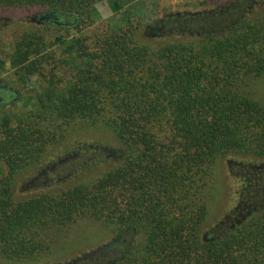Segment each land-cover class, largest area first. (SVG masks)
<instances>
[{"label": "trees", "instance_id": "16d2710c", "mask_svg": "<svg viewBox=\"0 0 264 264\" xmlns=\"http://www.w3.org/2000/svg\"><path fill=\"white\" fill-rule=\"evenodd\" d=\"M99 1L0 0L4 11L72 19L20 34L9 60L0 51V73L9 62L24 96L28 78L46 83L33 107L0 116V259L37 260L91 218L112 239L60 264H264V102L253 94L264 21L152 47L137 23L97 27ZM108 1L118 12L132 0ZM90 129L117 144L87 138ZM52 160L66 176L110 167L49 185ZM222 161L231 206L208 231ZM22 178L35 191L20 196Z\"/></svg>", "mask_w": 264, "mask_h": 264}, {"label": "rangeland", "instance_id": "374dc122", "mask_svg": "<svg viewBox=\"0 0 264 264\" xmlns=\"http://www.w3.org/2000/svg\"><path fill=\"white\" fill-rule=\"evenodd\" d=\"M238 0H132L130 3L123 6L121 11L115 12L111 9L108 0H101L96 4L98 20L96 26L103 29L104 27H119L126 25L128 22L137 23L138 29L136 31L137 38L142 43H147L152 47H157L165 40L181 38V37H196L202 36L207 33L203 31H217L222 24H233L237 18H240L241 14L246 9L247 14L244 19L264 21V0H239L240 5L236 8L237 13L229 18H224V21H217L204 24L201 21L194 22L193 31L185 32L179 30L182 28L181 20H171L170 23L165 27L166 31H152V28L158 24L162 19L169 17L174 18L176 14H185L186 17L190 13L195 17L196 13H208L213 10H219L225 8ZM251 3V7H245V4ZM250 5V4H249ZM40 12L36 8L27 10H15L11 11L8 9L2 10L0 7V51L3 52L6 60L10 59V55L13 51V45L16 38L24 33L25 31H31L36 29L37 22L35 17L39 16ZM66 22L72 21L71 18H65ZM194 20V19H192ZM219 20V19H218ZM43 26V25H42ZM94 26V27H96ZM76 31H72V34ZM85 33V32H84ZM15 71L11 69L9 62L6 63L5 69L0 73V84L11 87V91H7L0 99V116L3 112L13 110L17 106L18 108L33 107L35 102L32 99L36 96V91L41 92L45 88V81L43 77L36 78L32 76L27 80L26 92L29 91L28 95L24 96L22 93V85L16 79ZM14 92H17L16 94ZM24 92V91H23ZM254 97L264 102V75L255 81L253 88ZM30 97V98H29ZM84 134V133H82ZM89 139L100 138L107 142L115 143L114 139L109 140L105 132L97 129H90L84 134ZM84 136V137H85ZM47 162L45 167L47 168L46 179L51 181L49 185L56 184L57 182L70 179L67 183H76L82 179L95 178L97 175L107 170L110 164L99 165L87 170L83 177L76 175V172L68 174L66 167H61L56 171H53L50 164L54 163ZM220 166L217 169L216 182L214 184V196L211 203L210 215L206 221V230L213 228L225 214L227 205L230 202L233 189L232 180L230 173L227 168V162H220ZM42 171V170H41ZM68 173V172H67ZM46 181V182H47ZM27 179H20L19 193L29 194L35 189L28 187ZM54 182V183H52ZM49 183V182H47ZM231 206V204H229ZM112 239L111 232L99 221L91 218H84L73 223L70 227L62 230L54 240L55 244L49 254L42 256L37 260H29L23 262H16L10 260L0 259V264H60L69 259L76 258L85 253L93 251L96 247L106 244ZM3 260V261H1Z\"/></svg>", "mask_w": 264, "mask_h": 264}, {"label": "flooded vegetation", "instance_id": "af4514ba", "mask_svg": "<svg viewBox=\"0 0 264 264\" xmlns=\"http://www.w3.org/2000/svg\"><path fill=\"white\" fill-rule=\"evenodd\" d=\"M250 4V5H249ZM249 4H245V7H251V3ZM240 5V2L239 0L234 2L233 4L225 7V8H222V9H219V10H213L212 12H208V13H203V14H200V13H196L195 14V17H193V14L190 13L188 17L185 16V14H176L174 16V18L172 17H169L167 19H162L158 24H156L153 28H152V31H159V32H164L166 31L165 27L167 26L168 23H170L171 20H174V19H177V20H181L182 21V28H179V30L181 31H185V32H192L193 30V25H195L194 22H199L201 21L202 23L204 24H210V23H213L215 21H217L218 23H220V21H224V18H229V17H232L234 16L237 11H236V8H238ZM247 10L246 9L244 11V13L241 14L240 18H237L235 20V22H232L233 24L231 25H227L226 23L225 24H222L220 23L219 25V29L217 31H203V33H222V32H225L233 27H235L237 24H239L240 22H242L244 20V17L245 15L247 14ZM47 14V16H46ZM45 17H42L44 16ZM71 18L69 17V15L63 13V12H55V11H49V12H44V13H40L39 16H36L35 17V21L38 23V24H57V25H61V26H70L72 25L70 22H66L64 19L65 18ZM194 19V20H192ZM219 19V20H218ZM12 88L11 87H7L3 84H0V99L1 97L8 91H11ZM14 93H17V92H14Z\"/></svg>", "mask_w": 264, "mask_h": 264}, {"label": "water", "instance_id": "95a60500", "mask_svg": "<svg viewBox=\"0 0 264 264\" xmlns=\"http://www.w3.org/2000/svg\"><path fill=\"white\" fill-rule=\"evenodd\" d=\"M46 16H47V14H46ZM42 17H45V15H44V16H42Z\"/></svg>", "mask_w": 264, "mask_h": 264}]
</instances>
